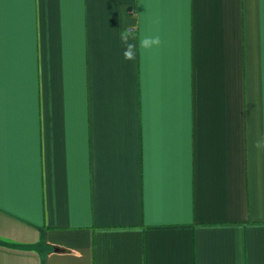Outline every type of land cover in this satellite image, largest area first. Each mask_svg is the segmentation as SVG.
Instances as JSON below:
<instances>
[{
	"label": "crops",
	"instance_id": "obj_1",
	"mask_svg": "<svg viewBox=\"0 0 264 264\" xmlns=\"http://www.w3.org/2000/svg\"><path fill=\"white\" fill-rule=\"evenodd\" d=\"M0 16V264H264V0Z\"/></svg>",
	"mask_w": 264,
	"mask_h": 264
},
{
	"label": "clouds",
	"instance_id": "obj_2",
	"mask_svg": "<svg viewBox=\"0 0 264 264\" xmlns=\"http://www.w3.org/2000/svg\"><path fill=\"white\" fill-rule=\"evenodd\" d=\"M119 41L123 47V59L125 61H135L137 51H148L159 47L161 39L158 35H139L137 36L133 28H125L119 33ZM254 147L264 151V135H261L254 143Z\"/></svg>",
	"mask_w": 264,
	"mask_h": 264
},
{
	"label": "snow or ice",
	"instance_id": "obj_3",
	"mask_svg": "<svg viewBox=\"0 0 264 264\" xmlns=\"http://www.w3.org/2000/svg\"><path fill=\"white\" fill-rule=\"evenodd\" d=\"M0 29H2V16H0Z\"/></svg>",
	"mask_w": 264,
	"mask_h": 264
}]
</instances>
